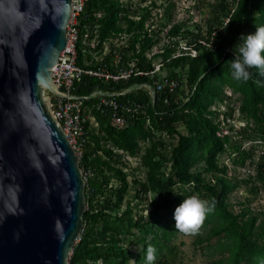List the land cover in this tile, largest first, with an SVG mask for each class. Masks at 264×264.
<instances>
[{
    "label": "trees",
    "instance_id": "obj_1",
    "mask_svg": "<svg viewBox=\"0 0 264 264\" xmlns=\"http://www.w3.org/2000/svg\"><path fill=\"white\" fill-rule=\"evenodd\" d=\"M139 6L122 0H88L79 16L78 63L112 73L134 63L136 73L118 80L85 75L78 84L79 95L131 90L116 96L123 107L126 105L119 110L127 119L123 128L112 125L110 107L104 111L97 108L99 98L85 102L99 126L87 134L81 157L88 209L70 264H148L150 245L156 249L154 264H177L179 251L174 241L181 234L193 236L195 245L206 243L209 255L219 254L209 264H264V218L249 206L239 212L233 209L230 197L247 180L229 176L228 165L220 162V156L229 150H233L238 166L255 158L253 149H243L237 141L255 140L248 132L252 120L259 125L256 131L264 134V74L253 66L250 78L238 81L230 67L241 35L264 26V0H220L207 36L201 33V26L194 33L183 31L181 24L173 25L167 36L174 40L160 53L163 63L153 76L137 72L155 70L149 53L160 42L163 28H152L147 22L153 7L161 6L153 1ZM190 35L192 40L180 47V39ZM115 39L126 40L120 45ZM166 67L171 71L162 76ZM176 68H188L187 76ZM166 81L178 85L171 90L167 84L156 90L155 96L147 87L138 88ZM184 86L190 88L188 93ZM234 94L242 99L240 110L249 125L231 135L225 127H234L236 108L229 104ZM220 103L227 105L224 113L215 109ZM181 125L186 133L180 130ZM176 136L178 142L173 145ZM236 136L239 138L234 141ZM141 139L152 142L143 156V164L148 166L146 180L138 179L128 159L140 154ZM257 170L256 178L264 181V155ZM132 175L135 187L140 186L133 198L129 196ZM194 195L207 199L213 207L196 231L185 232L176 227L174 211L184 198ZM135 199H150V211L136 212ZM131 244L141 246L140 251L135 254Z\"/></svg>",
    "mask_w": 264,
    "mask_h": 264
},
{
    "label": "water",
    "instance_id": "obj_2",
    "mask_svg": "<svg viewBox=\"0 0 264 264\" xmlns=\"http://www.w3.org/2000/svg\"><path fill=\"white\" fill-rule=\"evenodd\" d=\"M73 0H0V264H70L85 227L81 157L51 107Z\"/></svg>",
    "mask_w": 264,
    "mask_h": 264
},
{
    "label": "rangeland",
    "instance_id": "obj_3",
    "mask_svg": "<svg viewBox=\"0 0 264 264\" xmlns=\"http://www.w3.org/2000/svg\"><path fill=\"white\" fill-rule=\"evenodd\" d=\"M123 2H132L134 5H140L139 7H145L150 5V2H156L157 6L161 7H153L152 18L147 22V24L151 25L152 28L160 29L163 28V31L160 32V42L154 46L152 56L153 62L156 65L163 63V58L160 55L161 49L165 48L166 45L171 44L174 39H171L167 36L168 30L175 24H181L183 27L182 30H191L194 33H198V27L201 26V33L203 36H207V30L210 27L211 21L215 17V5L218 4L220 0H122ZM233 1V0H228ZM173 4L172 6H170ZM235 6L233 7V9ZM224 19H226L224 17ZM227 21V20H226ZM146 24V25H147ZM161 24L167 25L160 26ZM219 26V24L216 23ZM193 36H188V38L180 39V47L181 45L184 47L186 43L192 40ZM180 38V37H179ZM126 39L114 40L118 44H124ZM197 54V53H194ZM188 69V68H187ZM176 68L177 72L181 73L183 76H187L188 70ZM171 71L168 67L162 72V76H166L168 71ZM160 72V71H159ZM186 92H189V87L184 86ZM241 97L238 94H234L229 104L235 106V119H234V127L230 128L229 126L225 127L226 133H230L231 135H236V129L245 126V124L249 125V123L243 118V115L240 110L241 106ZM220 108L221 111H224L227 108L226 103H220L215 107V109ZM224 116L222 114L221 119ZM250 130L248 132L253 133L254 141H242L243 139H236L239 137H233L234 141H238L243 149L254 150L255 158L253 160H248L244 166H238L234 163L233 157L235 154L233 150H229V152L224 153L220 156V162H224L229 167V176H237L241 180H247V182H242L240 187L236 189L231 197L230 201L232 203V207L236 212H239L243 206H249L250 209L257 213L261 219L264 218V181L258 180L256 178L257 175V164L258 160L264 155V134L261 131H256L259 125L255 123L253 120L251 121ZM180 130L184 133L187 132L186 128L181 125ZM239 130V129H237ZM168 138V135H166ZM178 136L173 138L172 143L177 144ZM141 151L138 156L128 157L131 162L132 169L136 176H138L139 180H146L148 166L143 164V156L147 154L149 148H151L152 142L149 140H140ZM131 171V170H130ZM210 177V176H209ZM130 185L132 184L131 189H129V196L133 198L136 195V189H140V186L137 185L135 187L134 184V176H129ZM116 183V182H114ZM252 187H257L258 190L255 192L252 191ZM154 198V196L152 195ZM138 205L135 208V211L138 210L144 211L146 214L150 211V199L138 200L135 199L134 203ZM195 238L190 235L181 234L175 239V243L178 246L179 258L177 264H209L212 259L218 258V255L211 256L209 255L210 249L207 248L206 243L202 246L195 245ZM216 238L212 240L213 243L216 242ZM132 251L135 254L140 251L141 246L137 247L133 244ZM134 262V260H132Z\"/></svg>",
    "mask_w": 264,
    "mask_h": 264
},
{
    "label": "built area",
    "instance_id": "obj_4",
    "mask_svg": "<svg viewBox=\"0 0 264 264\" xmlns=\"http://www.w3.org/2000/svg\"><path fill=\"white\" fill-rule=\"evenodd\" d=\"M88 0H73V13L70 23L67 27L68 43L66 48L62 51L60 58L54 66V82L59 86L61 92L67 93L66 95L51 94V107L64 127L66 133L69 135L70 141L75 147L77 153L82 157L84 151V144L86 142L87 134L93 129L99 126V123L94 115L90 113L85 102L92 98H99L97 108L104 111L105 107H110L113 110L111 117V123L113 126L123 128L127 125L126 116L119 113L120 108H126L116 99L117 95H122L131 89H126L122 92H104L96 90L89 95H79L77 93L78 84L83 80L85 75L99 76L105 78H113L115 80L125 78L129 79L132 74L136 73L134 70L135 64L131 63L129 69L122 70L118 73H112L109 71H97L94 69H88L81 66L78 63V42L80 39L79 30V16L84 10L85 4ZM93 46H95L93 42ZM186 46V45H185ZM184 46V47H185ZM181 47H183L181 45ZM163 52V49H161ZM193 53H196L194 51ZM152 53H149V57ZM162 63L156 65L155 70L151 72H137V74L154 75L155 72H159ZM169 85L171 90L178 85L177 81H166L165 84L155 83V86L140 84L138 88L147 87L150 92L155 96L156 90H162L164 86ZM137 88V89H138ZM129 112H132L131 107H127ZM89 125V126H88ZM88 126V127H87ZM86 178V177H85ZM81 240V237L77 242Z\"/></svg>",
    "mask_w": 264,
    "mask_h": 264
},
{
    "label": "clouds",
    "instance_id": "obj_5",
    "mask_svg": "<svg viewBox=\"0 0 264 264\" xmlns=\"http://www.w3.org/2000/svg\"><path fill=\"white\" fill-rule=\"evenodd\" d=\"M238 49L231 62V75L236 80L247 81L251 73L249 68L255 66L264 74V26L255 31L242 34ZM213 203L197 196L184 198L174 211L176 227L185 232L196 231L205 218L206 213L212 210ZM156 249L149 246L146 254L148 264H154Z\"/></svg>",
    "mask_w": 264,
    "mask_h": 264
}]
</instances>
